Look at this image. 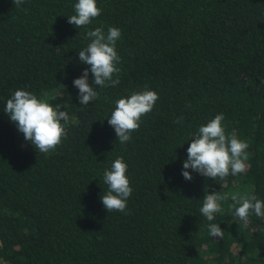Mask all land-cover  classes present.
Wrapping results in <instances>:
<instances>
[{
	"label": "trees",
	"instance_id": "obj_1",
	"mask_svg": "<svg viewBox=\"0 0 264 264\" xmlns=\"http://www.w3.org/2000/svg\"><path fill=\"white\" fill-rule=\"evenodd\" d=\"M77 2L0 0V264H264V218L240 220L230 195L264 201V0H96L101 14L79 29L68 23ZM97 27L121 31L120 82L93 83L98 98L81 105L73 80L89 66L78 52ZM146 88L159 99L121 144L107 118ZM17 89L63 104L54 151L38 153L4 111ZM217 114L247 143L246 169L215 180L189 169L185 180L193 134ZM118 157L127 214L101 201ZM213 192L229 195L210 222L199 209Z\"/></svg>",
	"mask_w": 264,
	"mask_h": 264
},
{
	"label": "clouds",
	"instance_id": "obj_2",
	"mask_svg": "<svg viewBox=\"0 0 264 264\" xmlns=\"http://www.w3.org/2000/svg\"><path fill=\"white\" fill-rule=\"evenodd\" d=\"M13 3L16 7H20L23 0H13ZM74 9L76 14L68 16V23L78 29L88 26L101 14L96 0H78ZM120 36L121 31L117 27H109L107 34L102 27L87 32L91 42L86 48L81 49L78 55L80 61L89 67L83 70L80 77L73 80V86L79 90L78 98L81 105H87L98 98L99 94L93 88V83L100 87H114L119 84L118 76L115 79L113 77L120 72L117 65L121 58L116 51V42ZM89 72L92 74L91 82ZM158 99L159 95L156 91L146 88L115 102L116 106L107 119L121 144L130 141L132 132L140 127L141 117L152 111ZM61 109H64L63 104L53 105L41 101L34 94L23 89L15 90L4 107V111L18 131L23 133L24 139L30 142L38 153L45 154L54 151L61 144L62 137L67 135L64 125L68 122L69 115ZM223 119V114H217L193 134L187 148V159L183 162L182 175L185 180L192 179L189 169L214 180L245 171L248 145L235 135L226 136L221 123ZM175 122L182 124L183 117L177 118ZM126 170L127 164L122 157L116 158L110 169L104 170L103 181L107 185V191L101 194V201L107 212L118 211L127 214V200L133 189L126 176ZM228 195L207 193L204 196L203 206L199 209L200 213L208 221H214L216 214L222 212L219 201L228 199ZM230 195L235 215L240 220L246 223L251 213L264 218V201L258 199L255 194ZM208 231L213 237H221L223 234L216 223H210Z\"/></svg>",
	"mask_w": 264,
	"mask_h": 264
}]
</instances>
